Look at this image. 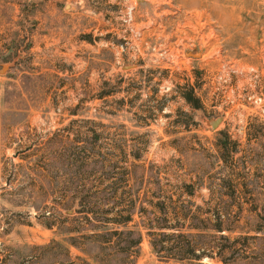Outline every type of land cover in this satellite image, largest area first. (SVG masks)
I'll return each mask as SVG.
<instances>
[{"label":"rangeland","instance_id":"374dc122","mask_svg":"<svg viewBox=\"0 0 264 264\" xmlns=\"http://www.w3.org/2000/svg\"><path fill=\"white\" fill-rule=\"evenodd\" d=\"M2 67L0 264H99L92 214L264 264V0H0Z\"/></svg>","mask_w":264,"mask_h":264},{"label":"trees","instance_id":"16d2710c","mask_svg":"<svg viewBox=\"0 0 264 264\" xmlns=\"http://www.w3.org/2000/svg\"><path fill=\"white\" fill-rule=\"evenodd\" d=\"M80 212V210H78ZM83 211V210H82ZM94 214L90 218L85 217L86 224L93 230V232L88 234H82V235H70L65 238V240L72 244L74 247L78 248L79 250L83 252H89L88 249H90V246H95L96 254L97 253H103L101 257H99V264H132L134 256L129 258L128 260L124 261V256L128 255V251L130 248H133V253L136 254L138 245L140 241L142 240V233L140 230H134V229H113L111 227H107V222L110 221L113 224L117 225H123L125 221L129 220V214H127L125 220H114L110 219L107 221H104L102 219H95L93 217ZM94 219L96 222H91L90 219ZM190 227H197L193 224L189 225ZM156 228L162 229V228H173L178 226H164V224L157 223L155 224ZM214 229L216 231H222L224 230L220 224H217ZM147 235H154L153 238L150 239V243L154 250L158 252L161 247L164 245L162 244V241L164 238L169 235H176V236H189L191 233H187L186 235L182 233H172V234H166L165 232H158L154 233L151 231L147 232ZM156 236V237H155ZM76 239H79V241H76ZM176 249V254H174L175 259L182 260L183 258L188 257H195L199 258L200 254L195 252V246L191 242L187 243H179L177 240L173 242ZM188 252H192V255H189ZM125 253V254H124ZM211 256V255H210Z\"/></svg>","mask_w":264,"mask_h":264},{"label":"water","instance_id":"95a60500","mask_svg":"<svg viewBox=\"0 0 264 264\" xmlns=\"http://www.w3.org/2000/svg\"><path fill=\"white\" fill-rule=\"evenodd\" d=\"M68 6H69L68 4H65L64 8H68ZM187 54H191L194 57H198V56L201 55V52H199V51L198 52H194V53L187 52ZM3 69H4V67L0 68V73L3 72ZM221 121H222V117L218 116L216 118H210V119L206 120L205 123L207 125H210L212 128H215L217 125L220 124Z\"/></svg>","mask_w":264,"mask_h":264},{"label":"flooded vegetation","instance_id":"af4514ba","mask_svg":"<svg viewBox=\"0 0 264 264\" xmlns=\"http://www.w3.org/2000/svg\"><path fill=\"white\" fill-rule=\"evenodd\" d=\"M192 53H194V52H192Z\"/></svg>","mask_w":264,"mask_h":264}]
</instances>
